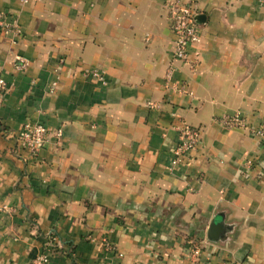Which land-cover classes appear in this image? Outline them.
Here are the masks:
<instances>
[{
  "label": "crops",
  "instance_id": "0c3cea01",
  "mask_svg": "<svg viewBox=\"0 0 264 264\" xmlns=\"http://www.w3.org/2000/svg\"><path fill=\"white\" fill-rule=\"evenodd\" d=\"M185 1L205 15L187 63L165 0H0L23 31L0 33V264H264V5ZM27 123L51 133L36 155ZM182 124L201 144L172 169Z\"/></svg>",
  "mask_w": 264,
  "mask_h": 264
},
{
  "label": "built area",
  "instance_id": "2783aa9c",
  "mask_svg": "<svg viewBox=\"0 0 264 264\" xmlns=\"http://www.w3.org/2000/svg\"><path fill=\"white\" fill-rule=\"evenodd\" d=\"M264 5V0H258ZM27 2V0H24ZM164 8L167 12L168 19L171 24V29L175 35V49L174 59L182 61L184 63L189 62V48L191 45L199 44L201 42L200 27L195 21V17L198 15L194 7L187 3L185 0H165ZM0 33L10 37L12 46L17 45L18 39L22 36L23 31L21 26L16 22L9 20L4 13H0ZM15 64L17 69L24 70L28 67L29 62L27 59L21 56L15 57ZM194 65L197 64L193 61ZM176 71L175 66L172 64L166 74V81L168 87L173 81L174 73ZM84 76L91 79L99 80L105 83L103 75L99 71L87 70L84 72ZM57 83L53 84L56 87ZM9 89L8 83L4 79H0V109L3 105L4 96ZM181 92H186L185 88L180 89ZM219 124L227 129L241 128L247 126V121L243 118L241 113H237L233 116H225L218 120ZM179 142L174 149V159L171 163L172 169L179 168L185 160L198 148L201 144L202 132L200 128L191 127L187 124H182L179 128ZM50 131L40 123H27L21 129L18 135L20 142L24 144L26 149L36 155L47 144L50 136ZM252 134L256 137L261 145L264 147V120L260 122L252 130ZM54 137L57 140H61L63 137L62 130L54 132ZM252 162H248L247 166L251 167ZM108 251H115L112 245L106 244ZM200 256V250L195 249L193 257L196 259ZM49 261L47 255H41L36 257L30 264H47ZM222 264H240L234 261H225Z\"/></svg>",
  "mask_w": 264,
  "mask_h": 264
},
{
  "label": "water",
  "instance_id": "95a60500",
  "mask_svg": "<svg viewBox=\"0 0 264 264\" xmlns=\"http://www.w3.org/2000/svg\"><path fill=\"white\" fill-rule=\"evenodd\" d=\"M205 20V15L198 14L195 17V21L198 25H202V23ZM224 232V226L217 223H212V225L209 228L208 237L211 241H218L220 239V236Z\"/></svg>",
  "mask_w": 264,
  "mask_h": 264
},
{
  "label": "trees",
  "instance_id": "16d2710c",
  "mask_svg": "<svg viewBox=\"0 0 264 264\" xmlns=\"http://www.w3.org/2000/svg\"><path fill=\"white\" fill-rule=\"evenodd\" d=\"M53 238L51 237V240H52Z\"/></svg>",
  "mask_w": 264,
  "mask_h": 264
}]
</instances>
